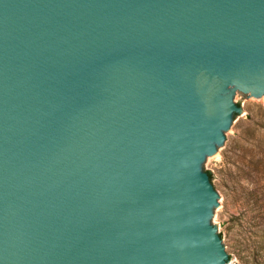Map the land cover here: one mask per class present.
I'll return each instance as SVG.
<instances>
[{"label": "water", "instance_id": "obj_1", "mask_svg": "<svg viewBox=\"0 0 264 264\" xmlns=\"http://www.w3.org/2000/svg\"><path fill=\"white\" fill-rule=\"evenodd\" d=\"M238 92L264 0H0V264H227Z\"/></svg>", "mask_w": 264, "mask_h": 264}, {"label": "rangeland", "instance_id": "obj_2", "mask_svg": "<svg viewBox=\"0 0 264 264\" xmlns=\"http://www.w3.org/2000/svg\"><path fill=\"white\" fill-rule=\"evenodd\" d=\"M235 96L241 109L236 133L226 138L230 148L208 170L223 202L213 223L222 233L227 264H264V249L254 252L243 234L262 229L260 221H256L257 227L251 218L264 205V98L257 101L241 92ZM255 195L260 202L254 203ZM262 211L264 217V208Z\"/></svg>", "mask_w": 264, "mask_h": 264}, {"label": "trees", "instance_id": "obj_3", "mask_svg": "<svg viewBox=\"0 0 264 264\" xmlns=\"http://www.w3.org/2000/svg\"><path fill=\"white\" fill-rule=\"evenodd\" d=\"M208 174L210 176V179L212 181L213 179V174L208 171ZM245 198V195H243ZM248 199V198H245ZM262 201V200H261ZM260 202L259 196L255 195V201L254 203ZM264 208V205L259 206L256 208L255 211V216L251 218L252 221H255V224L257 226L256 221H260V226H262V229H259V231L256 232H249V235L247 233L243 232L244 234V241L245 243L253 249L254 252H257L259 250L264 249V217L262 216V210ZM258 227V226H257ZM220 236L222 237V233H220Z\"/></svg>", "mask_w": 264, "mask_h": 264}]
</instances>
